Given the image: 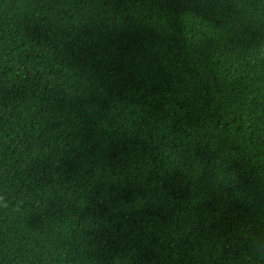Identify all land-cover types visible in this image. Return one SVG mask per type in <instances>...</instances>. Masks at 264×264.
I'll use <instances>...</instances> for the list:
<instances>
[{"label":"trees","instance_id":"16d2710c","mask_svg":"<svg viewBox=\"0 0 264 264\" xmlns=\"http://www.w3.org/2000/svg\"><path fill=\"white\" fill-rule=\"evenodd\" d=\"M0 264H264V0H0Z\"/></svg>","mask_w":264,"mask_h":264}]
</instances>
